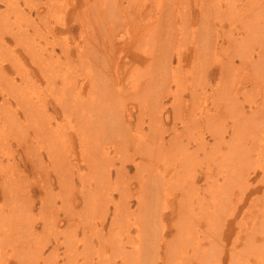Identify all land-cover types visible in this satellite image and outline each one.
Returning a JSON list of instances; mask_svg holds the SVG:
<instances>
[{"label":"rangeland","instance_id":"obj_1","mask_svg":"<svg viewBox=\"0 0 264 264\" xmlns=\"http://www.w3.org/2000/svg\"><path fill=\"white\" fill-rule=\"evenodd\" d=\"M37 1L38 0H13V1L10 0L9 4L2 2L1 3L2 5L0 4V8H1L0 11L2 12V14H0V22L2 24H7V20L10 18L8 23L12 22L11 24L16 25L15 24V21H16V23H18V25L22 29H25L28 26L27 29H28L29 35H31L30 31H33V29H35L36 25L39 26V27H36L37 32L35 31V33L37 34L40 31V29H42V31H41L42 34H40V36L42 35L43 38H41L40 36L36 37V36L31 35L32 39H33V37H35L33 40H36L35 44H38V47H40L39 46L40 42H41V45H42V43L45 44L44 47H50L52 44L55 45L57 43H63L65 41H67V39H68L69 41H73V43H74V41L79 42L80 48H83L81 46H84L83 44L85 41L93 40V34H90V38L88 40H85L84 38L79 36L80 27H81L83 21H85L84 23H88V22L89 23H88V25L84 24L83 27L85 28L88 26V30H90V31H92L93 28H95V27L99 28L98 26H100V28L99 29L96 28V30H98V31L102 30L101 32H104L103 33L104 38H105V35L107 33H109L111 30L112 31L114 30L115 33L112 31L110 32L113 36H109V37H110V39L112 38V44L116 43L121 48L124 46V44H127V45L129 44L133 48H136L137 46H141V43L143 45V43H145L146 40H141L142 37L140 39V35H143V33H144L143 30H140V29H142V28L145 29L144 27H146V28L148 27V29L150 31H152V34L153 33L156 34L155 33L156 31H160V35L159 36L156 35V37H157L156 40L158 42H159V38H161V39L164 38V40H165V36H169L170 40L176 39L175 40L176 42H173L174 45H177V43L180 46L182 45L181 47H183L185 51L186 50L189 51V53H193V48L195 46H197V47H199L200 45L203 46V44L206 43L205 41H208L210 39L222 40L223 35L226 36L225 38H229L231 35V31L233 30L232 34L234 36H240V37H238L239 40L235 43V47L234 48H232V47L228 48L227 47L229 45L228 41H230V39L229 40L224 39V41L222 40L221 44H222V42H224V45H226L225 47H227V48H224L222 50L221 49L222 46L220 44V46H218L217 50L215 51V54H211L212 57L211 56L207 57V58H209V60L206 62V64L209 62L207 65L208 67L210 65L212 66V64H215L214 61L216 58L217 59L223 58V59L227 60L228 55L226 53L228 52V50L238 51V53L234 56V58L237 60L236 64H239L240 63L239 57L241 56L240 52L242 50H245V49L249 50V48H250L249 46H251L250 52L252 53V55L255 53L254 58L255 57L258 58L259 56H262V58H264L262 55V53L264 52V35H263L264 31L262 32L263 34H261L260 38L257 37L258 40H257L255 34H253L251 37L252 33L247 38L242 37V35L245 36V34L247 33V32H244L245 27L248 28V26H249L248 24L254 23V21L259 20L258 21L259 25H262L261 28L264 30V13L262 11L264 9V4H263L264 2L261 3L258 0L257 1H255V0H222L221 3L207 1L206 4L208 3L209 5L205 4V5H203L204 6L203 8H202L201 2L199 0H197L199 3H196L194 0H192V1L191 0H179L178 5H175V7L174 6L169 7V3H170L169 0H168L167 4H166V0H163V1L161 0L159 2L157 0H154V1L153 0H151V1L150 0H147V1L146 0H122V2H121V0H120V4L122 7H124V6L126 7L128 5V1L132 2V4L128 8L127 7L125 8L126 10L125 9L122 10L121 8H119L120 5L117 6V5L113 4V2L110 4V2L106 1V4H103V5H105L104 9L100 10L96 6H94V2H93L94 0H91V2H89L90 6L93 5L91 7L86 6L87 5L86 3H84L80 0H77L79 3L84 4L82 7L83 10L81 9V11H84V12H82L83 14H79L78 13L79 10H78V12H76V14H78V15H74L75 13H72L71 10H66L65 8H63L60 5H53V6L48 7V5L46 6V4H42L41 2L39 3L40 0L38 2ZM42 1H45V0H42ZM54 1H56V0H52L51 3H53ZM113 1H115V0H113ZM10 3H12L13 5L15 4V5L14 6L10 5ZM215 3H217V4L215 5ZM190 5H191V7H190ZM197 5L198 6L201 5V6L198 7ZM37 6L39 7V10H43V12H42L43 14H41L42 15L41 17L46 18V19L48 17V20L50 19L49 20L50 23L39 24L42 22L43 19L41 17L37 16V11H36ZM216 6H218V8H219L218 10H217V8H215ZM31 7H32V9H31ZM55 7H56V9H55ZM93 7H96V8L93 9ZM85 8L86 9L88 8L87 10L90 9L89 12L87 10H84ZM172 8H175V9L173 10ZM205 8H206V11H205ZM207 8L210 10L212 9V12L210 10H207ZM57 9H58V11H55L54 13H52L53 10H57ZM46 10L49 11V13H46L47 12ZM59 10H61L60 15H59ZM104 10H106V11H104ZM202 10H203V12H202ZM260 10L262 12H260ZM50 11H51V13H50ZM187 11H189V13ZM216 11L218 12V14L216 13ZM103 12H104V14H103ZM19 13H20V15H19ZM16 14H18V16ZM49 14H51L52 16H50ZM45 15H48V16L46 17ZM95 15L97 17H95ZM101 15H105L104 20H103V16H101ZM161 16L162 17L164 16L163 17L164 20L161 19ZM165 16H167V18H165ZM174 17H176L177 22L174 20L175 19ZM183 17H184V19H183ZM203 17H204V19H203ZM26 18H28L29 20ZM76 18H78V19H76ZM208 18H211L212 20L208 19ZM220 18L222 20L223 19L224 20L220 21ZM14 19H16V20H14ZM18 19H20L21 21ZM33 19L35 21H33ZM40 19H42V20H40ZM82 19H85V20L81 21ZM205 19H207V20H205ZM17 20H18V22H17ZM62 20H65V22L66 21L70 22V23L72 22L74 26L70 29H67L66 30L67 32H64V33H60L58 31V34H52V32H50L49 30L46 31V29H48L47 26L50 24L53 26H57L56 29H60L59 25H61ZM209 20H211V21H209ZM4 21H6V22H4ZM57 21H60V23H58ZM203 21H205V22H203ZM158 22H161V24H159L157 26ZM172 23H174V24H172ZM2 24H0V30L2 29L0 32L5 31L4 26L10 27L9 25L8 26L7 25L2 26ZM256 25H257V23H254L251 26V28H253L255 26L253 28V32L255 30H258V27ZM156 26L158 28L154 29ZM162 26H164V28H162ZM179 27H181V28H179ZM204 27H205V29H204ZM160 28H161V30H160ZM177 29H178L179 33H178V31H176ZM215 29H217V30H215ZM98 31H97V34H96L94 40H96L99 37ZM131 32H133V33H131ZM91 33H93V31ZM130 33L132 34V36ZM135 34H136V36H135ZM137 34H138L139 38H136ZM162 34H163V36H162ZM203 34H207V35H203ZM213 34H215V35H213ZM71 36H72V38H71ZM120 36H121V39H119ZM203 36L204 37L206 36L205 41L203 40V39H205ZM60 37H62L63 39H61ZM66 37H67V39H66ZM47 38H48L49 42L46 41ZM132 39H135V40H132ZM137 39H139V40H137ZM6 40L10 44L6 43V47L5 46L1 47V50H3L2 52L6 51V53H7L11 49L10 47H15V44H11L14 42V40L10 36L6 37ZM33 40L32 41L30 40V41L33 42ZM104 40L105 39H102L99 41L97 40L96 42L103 43ZM25 43L26 42L23 41L24 45H25ZM46 43H47V45H46ZM156 45H155L154 49L158 47V44H156ZM35 46H37V45H35ZM174 49L176 50V48H174ZM174 49H173V51H175ZM57 50H58V52H60L59 47H57ZM20 51L21 52L23 51L22 47H21ZM201 51L202 52L204 51L203 57H205V56H207V54H209L208 51H205V49L201 50ZM211 52H213V51H211ZM238 55H239V57H238ZM72 56H73V53H72ZM22 57L26 63V64L24 63L26 66L25 68H27L30 71L33 70L32 71L33 78L36 77L38 79V81L32 82V88H34V86H35L34 93L32 95L34 96L35 99L39 98L37 100H40L41 103H43L45 105L46 109L49 110V114L52 117V118L50 117V123H52L53 126H65V128L66 127L68 128L67 129L68 132L73 134V130H71V129H72L73 124L77 121V119L75 118L74 114L72 116H69V117L65 116L64 112H61L63 107H61V105H60V104H62L60 101L67 99V98H69L68 100H70V95H69V97L65 96V95L63 96V93L60 91L61 88L59 89V87H51V86L49 87V83L42 76L43 74L40 71L38 64H37V66H35V64L31 60H29L26 55H23ZM229 58H230V55H229ZM229 58H228V60H230ZM60 60H61L60 62L56 61L53 64V67L49 68V69H54L56 71V74L53 75L54 78H52V80L56 79L55 81H58V83L60 84L61 81L66 80V78L68 80H70L72 75L78 76L79 79L81 80V82L83 79H86V80L89 79L90 76L88 75V73L83 71L86 68L78 67L80 65V63H78L76 65V67L73 65L74 64L73 62H75L76 60L72 62L73 64L71 62H68V58L65 59L64 57H61ZM211 61H213V62H211ZM57 64H58V66H57ZM54 65H55L56 69L54 68ZM69 65H72V66H69ZM152 65L153 64L150 63L149 66H152ZM193 65H197V66L201 65V63L198 61V58L195 59V62ZM10 67H11V70H9V71H10L12 76H8V77L12 78V79L14 78L15 83L13 85H10L9 87H7L8 90H9V88H11L9 91L13 90L15 87H16V89L18 87L20 88L23 84H25V82L22 81V80H24L23 79V74H24L23 71L24 70L21 68V66L20 67L17 66V67H19L17 69L15 66H14L15 68L12 66H10ZM119 67H120V70L124 74H126V76L124 75L121 77L122 79L119 78V75H120L119 73H117V74L107 73L108 75L107 76L104 75V76H106L108 81L112 80L113 83H115V80H116V83L114 84L116 86V88L118 89V91L116 93V95H118V96H116V100L118 101L117 106H116V112H119V111L122 112L126 107H127L128 112L131 111V113H130L131 115L129 114V117H127V119L125 118L126 121L123 120L121 125L123 126L124 124L129 123V124H131L130 127L132 129L129 132L127 131L126 137L128 139H126L125 137L123 138L124 140L122 139V140H118V141H115L114 139H109V140H114V141H111V143H110V141H108V142L106 141V144H104V146H111L112 147V151H110L111 153H109V155L111 157L110 159L113 162V165L111 167H109L110 171H111L110 174L107 172L108 176L105 175L107 167H102L98 170L97 165L91 164V162L93 160L92 157L89 156L90 158H88L87 154L82 155L80 153L79 148H78L79 147L78 146L79 140L75 137L76 133H74V137L76 138L73 141V142H76L74 144L75 149L73 148V150H72L74 160L72 161L71 164H65V166L68 165L69 168H67L63 165L64 169H70V171H69L70 173L68 171H65V175H67L66 172H68V175L66 176V178L62 179L59 177L57 178V172L55 173V172L51 171L53 177L51 176L50 177L51 179L46 178V181L47 180L51 181V186H49V184L47 183L48 186L45 187L46 190H44V191L48 192V194L46 196L44 194L43 195L40 194V193H43L42 192L43 190L40 189L38 184L34 183L33 187H35V188L32 191V195L34 197L32 196V198H31V200L34 203V207H33L32 211L29 210L28 212H29V217L34 216L35 218L33 217L32 218L33 220L31 218L30 219L26 218L28 220V222H24L26 220L25 219L26 216L18 217L20 219L17 218V221L20 222L21 225H25L26 231L25 230H12L15 228V225L13 223H7L6 221H4V225L6 226V230H3V229H5L4 225H2V227H4V228L0 229V240H1V242H0V254H2V252H3V254L0 255V260H1L0 264H5V263H7V264H30L31 262H32L31 264H45L46 262H48L47 264H49V263L50 264H66V263L67 264H71V263L72 264H91L90 262H92V261L94 264H113L114 260L117 261L118 264H122L120 262H122L123 259L121 260V258L123 256H126L127 253H134L136 251H137V255L135 254L136 259L135 260L133 259L132 261L127 262L126 264H143L139 261V258L141 260H144L146 262L145 264H202V263L204 264V263H206L207 258H208V257L204 256V253H205V255H207V253L205 251H213V250L215 251V255L218 254V256H216V259L213 256H212V258L211 257L208 258V261H210L212 264L214 262H215L214 264H228L230 261V259H229L230 255L229 254H234V253L239 258V259H237V258L233 259L234 264H240V263L246 264L247 261H248L247 264H262V263L264 264V259L263 258L261 259L262 255L257 254V252H259L258 247L262 248L261 250H264L263 249L264 248V242H263L264 241V187L260 186L263 184L259 183V180L262 178V174L264 172V167H262V166H264V156L262 155V154H264V153H262V151H264V120L261 121L262 119H264V110H262L264 108V85L262 84L264 81V72L260 73V74L255 73V75H254V73L252 74V73H249L248 71H245V70L237 71L238 73L227 70L225 73H222V74L219 71H216V73H214L213 75L212 74L208 75L206 73L207 72L206 69H203V70L200 69L201 71L199 69H196V71H198L200 73L195 72V68H191V64L188 66V68L183 66V65L180 66L177 58H175L174 59L175 71L172 74L171 73L168 74V76H169L168 79L171 81L170 86H172L173 90L178 89L177 92L179 94L176 95V99H174V97H168V99H166L165 103H162V105L157 106V103L154 104V102H157V101H155V99L153 98L154 93H156V91L151 90V92H152L151 97L147 98L148 94L145 91L142 92L137 87L136 88L134 87L135 86L134 79L141 81L138 78V76L140 75L141 72L143 74L142 77L146 78L149 75V71L143 73V70L146 68V65L143 62H140L137 59H134V60L128 61V62L122 61L120 63ZM59 68H61V69H59ZM62 69L65 72L61 71ZM19 70H21V71H19ZM16 72H18V73H16ZM150 72H151V70H150ZM228 72H230V74ZM239 72H240V74H239ZM59 73H60V76H59ZM64 73H66V74H64ZM196 73H198L199 75H204V76H201L203 78L200 79V81H199V79H197L198 83H197V80L193 83L192 81H193L194 76H196ZM57 74H58V76H57ZM130 74L134 75L135 78H134V76H131ZM67 75H68V77H66ZM224 75L226 76V79L224 78L225 77ZM232 76L234 77V79H232L233 78ZM62 77L64 78L63 80H62ZM201 77L199 76V78H201ZM21 82H24V83L22 84ZM231 82H233V83H231ZM70 83H71V81H70ZM230 83L233 85L232 86L234 88L233 90H231L232 87H230L231 86ZM33 84H34V86H33ZM88 86H89V84L87 85L86 89L88 88ZM245 87H246V89H245ZM228 88L230 89L229 93H228V90H229ZM86 89H85V91H86ZM35 90L36 91L38 90L37 93H35ZM224 90H227V92ZM32 91H33V89H32ZM43 91L45 94L42 93ZM49 91H51V93H49ZM85 91H84V93H85ZM199 91H201V92L198 93ZM244 91H245V93H244ZM201 93L202 94L205 93V94H203V96H202V95H200ZM251 93L252 94L254 93V94L252 95ZM59 94H61L62 97H59V96H61ZM191 94L193 95V97L195 99L192 97ZM178 95H180V96L178 97ZM220 95H221V98H220ZM245 96H247V97H245ZM180 97H181V99L179 100ZM61 98H63V99H61ZM193 99L195 101L192 102ZM1 100L3 101V97H1V94H0V101ZM139 101L142 102L141 105H140ZM143 102H147L145 107H143V104H144ZM180 102H182V103H180ZM158 104H159V102H158ZM176 104H179L178 106L184 105V110H183L182 115L179 114L177 112V110H175L176 112L173 111ZM194 104H195V106H194ZM256 104L260 105L259 111L261 110V112H258V115L255 114L254 112L250 111L251 109H256V106H255ZM15 105L16 104H14V106ZM149 105H151L152 108ZM173 105H174V107H173ZM14 106H12L11 108H14ZM123 106H125V108H123ZM157 107H159L160 109ZM165 107H167L166 110H168V111H164V114H163L161 109L165 108ZM198 107H199V109H198ZM140 108L144 110L145 114L147 113L148 119L146 121L141 120L142 117L139 115V112H138ZM196 108H197V110L202 111L203 116L205 114L207 115L209 111L211 113L213 112L215 115V116L214 115L210 116V117H212L213 122L208 117H205L206 119H204L202 121V122H204L207 120V122L204 123V126H206L207 130L212 129V133H210V132L204 133V140L206 139L205 141H208L209 143H213V145L215 147V149L213 150L214 153L208 151V155H207V151H204L202 149L203 146L200 145V142H202L203 140H200V141L195 140L196 136L194 134H191V136H189V137H191V139H193V140H191L192 142L189 145L190 147H189L188 151L190 153L184 152L182 149L178 148V146L177 147L175 146V144L177 142V138H178L177 136H179V134L177 135L176 132H178V130L180 131L182 128V122L177 123L176 117H178V116L183 117V118L190 117L191 116L190 113H192L193 110H195ZM205 109L208 112H206V113L203 112ZM16 111L17 110H15L14 112H16ZM51 112L53 114H51ZM261 113H263V114H261ZM234 114L235 115L238 114V115H236L237 117L234 116ZM246 114H248V115H246ZM250 114H252L253 119L251 118ZM153 115H154V117H152L153 118L152 122L154 125H152V122L149 124V122H150L149 117L153 116ZM161 115H163V117ZM167 115L170 116L169 120H167V118H166ZM244 115H246V117L250 116L249 118L245 117V119L248 121V123H250V120H252L251 124L254 126L257 125L256 126L257 128L260 125L261 127L259 126L258 129L259 130L261 129V130L259 131L260 132L259 135L257 134L258 129L256 131L252 132V139L241 141L240 142L241 145H239V147H238V144H237V146H235V143H234V145L232 143V142H235V140H233V137H232L233 136L232 127H237L238 124L241 123L242 120H244L243 119ZM127 116H128V113H127ZM159 117H161V118L159 119ZM156 119L160 120L159 122H157V124H155ZM255 119H256V121H255ZM234 121H235V123H234ZM65 122L67 124H65ZM20 123L21 124L23 123L22 125L21 124L20 125L23 128H25V131L28 132L27 134H29L30 132L32 133V136H30V135L27 136L28 139H26V144H24V145H26V151H28V153H30V151L32 153H35L33 155H37L40 153H42L44 155L45 166L41 165L43 163L38 162L37 163V172L44 167L49 168L51 166L49 169H53L52 167L55 165L52 162H50V158H49L48 154H46L47 153L46 148H48V147L45 144H47V141H43L41 139L37 140V138L35 139V137H34L35 134H34V131L32 128L33 125L30 124L27 120H25L23 118V120ZM206 123H207V125H206ZM27 124H28V126H27ZM58 124H60V125H58ZM208 124H211V125H208ZM155 125L156 126L161 125L162 126V127L160 126L161 129L162 128L164 129V130L160 129L162 135L159 134L161 137L163 136L162 138L164 140L162 138H160L161 139L160 141L163 142L164 145H162L163 143H159L160 141L157 142L158 143V145H157V143L155 141H152V139H150V137H149V132L150 133L153 132V127ZM165 125H166V127H165ZM175 125H177V127L179 129L178 130H171L170 128L172 127V129H173V126H175ZM215 125H216V127H215ZM26 127H30V129L27 130L28 128H26ZM207 127H210V128L208 129ZM166 129H168L169 131ZM215 129H217L219 132L218 134L220 136H218V137H221L223 139V141L221 142L222 145L221 144L220 145L214 144V142L216 141V138L214 137ZM20 131H22V130H20ZM164 131H166V132H164ZM17 132L18 131L16 130V128H9L8 129V134H10L9 138H11L12 142L14 143L11 150L13 149V147L17 146V144L13 140V138H14L13 135ZM142 135L143 136L148 135V136L146 137V139H144V137H143V138H141L142 140H140V137ZM170 137L173 140L175 139V141L172 140V142H171ZM223 137H225V138H223ZM187 138H188L187 135L182 137L183 140L186 139V141H185L186 143L188 141ZM135 139H137V143L134 145ZM120 141H122V142H120ZM168 141H169V143L172 144V147H170L171 144H170V146L167 147L166 143ZM148 142H150V143H148ZM247 142H249V143H247ZM119 143L122 144V147ZM236 143H238L237 140H236ZM137 144L139 145L138 147H136ZM142 144H143V146H142ZM154 144L157 145L158 147L159 146L165 147V145H166V147L161 149L159 152V153L162 152V154L155 152L157 146H155ZM115 145L117 147H115ZM199 145H200V147H199ZM246 145H247V147H245V148H249V149L243 148ZM196 146H198V147H196ZM118 147H120V149ZM236 147H238V148H236ZM33 148L36 151L35 150L33 151ZM147 148H148V151L151 153L146 152ZM18 149H19L20 153H22L23 161L25 162L26 155L24 154L22 149H20L18 147L15 150H18ZM134 149H136L137 151ZM195 149H196V151H195ZM200 149H202V151ZM240 149H242V151H249L250 150L251 154L248 155V154L243 152L245 154V156H243L241 154ZM59 150L63 151L64 147L62 149H59ZM2 151H3V149L1 147V140H0V154L3 156V158L6 162L7 159L11 156L12 152L1 153ZM199 151H201V152L199 153ZM95 152L97 154H99L96 150H95ZM233 152L235 154H233ZM140 153H143V155ZM144 153H146V155ZM195 153L196 154L198 153V155H196ZM188 154H189V156H188ZM259 154H261V155H259ZM154 155H156V156H154ZM209 155L211 157H209ZM212 155H214L215 157L214 156L212 157ZM222 155L223 156L227 155L228 157H226V156L223 157ZM183 156L184 157L188 156V158L189 159L191 158L192 160L195 157L196 161H193V162H197V160H198V163H195V165H194V163H192V166L194 165L192 167V169L190 168L191 169L190 171H192V172H190L188 170L189 167H191L190 166L191 162L188 161V158H187V161L185 163V166H186L187 162H189L187 164L186 168H185V166L184 167L181 166L184 168L183 169L184 171L186 170L185 173H187V171H189V173L196 172V174L198 175L197 181H194L192 177L187 179V177H189L190 174L188 173V176H186L187 174H183L184 173L183 170L181 169V167H179V162H181L183 160ZM250 156L252 157L251 159H249ZM202 157H204V158H202ZM28 158H29V156H28ZM83 158L85 161H83ZM147 158H149L148 161H147ZM176 158L178 159V161H176ZM220 158H222V159H220ZM262 158H263V160H262ZM150 159H151V161H150ZM55 160H58V159L56 158ZM144 160H145V162L147 161V163H145ZM202 160H204V161L201 162ZM88 161L90 162L91 166H89ZM157 161H159V162H157ZM173 161H175L176 162L175 165H178V167H179L178 172L180 170L179 175L181 177L179 175L177 176L180 178L179 180H177L178 179L177 177L171 178V177L167 176L168 171L166 170V167L171 162L173 163ZM247 161H248V165H246ZM24 162H22L23 163L22 167H25L27 169L28 174L30 175V177H32V181L35 182V179H37V176H39V175L37 173H34L32 168H31V166L34 164L33 160H30V158H29L28 162H25V163ZM244 162H246V164L245 165L243 164L244 165L243 166L242 163H244ZM151 163H152V165H149ZM258 163H261V164H258ZM237 165L243 166L246 169L252 168L251 172L253 170H255V168H261V169L258 171L259 173H255V175L252 172L251 176H253V181H254L253 183H252V181L247 180V174H246V176H244L245 172L243 175H240L241 176L240 177V176H238L239 172H237V170H236V172H234L232 175L233 176L232 181H234L232 183L234 185L232 189L229 188V190L227 189L228 191H226V189L223 188L224 192L222 190L220 192L219 191L220 189H218L217 191L216 190L214 191L212 184H215V182H216V184H215L216 186L217 185H223L224 184V178H223L222 174L226 175L227 174L226 171H229L228 173L230 174L231 171L233 170L232 168H234V169L237 168ZM249 166H251V167H249ZM187 167H188V169H187ZM209 167H210V169H209ZM56 168L58 169V167H56ZM148 168L149 169L154 168V170L148 171L149 170ZM94 169H96L97 172H100V173H98V175L95 172L94 173H87L88 171H91V170L93 171ZM121 169H123V170H121ZM207 169H208V171H211V170L214 171V172L211 171L212 174H210L208 176V178H206V174L204 173V172H208V171H206ZM241 169H243V168H241ZM155 170H157V172L159 171L158 173H161V174L157 175L158 173L154 172L155 173V175H154V173L152 171H155ZM219 170H222V172H221V174L219 173L217 175L216 173ZM81 171H82V173H81ZM139 172H140V174H139ZM4 173H5L4 167L0 166V176H2ZM240 173H241V171H240ZM137 175H139V176L137 177ZM82 176H83V178H82ZM106 176L109 177L110 179L107 178ZM148 176L152 177L153 179L149 178ZM235 176L237 177L236 179H235ZM99 177H101L100 182H102V183H100L98 185L100 187L95 188V190L98 189V192L101 190L100 194L103 193L102 197L104 196L105 192L109 191L108 194H106V195L112 194L111 198H113V200L115 199L114 203L118 202L119 208L117 209L118 206H116L113 202H107L106 201V202H103L101 204H96V206L102 207L100 210L101 214L99 216H97L99 218H96V220H95L96 222H94L95 224L93 225L94 227L92 226L90 228L84 229V227L82 225H80L81 218L85 217V214H87V212L84 210V200L83 199H84V197L87 199H89V198L93 199V196L92 195L86 196V192H87L86 190L87 189L84 188L83 186L84 185L88 186L90 184H94V185L97 184L98 181L100 180V179H98ZM181 178L187 179V180H184V182H183L181 180ZM125 179H126V181H125ZM149 179H151L152 182ZM155 180L157 181V183L155 182ZM105 181H107L108 183ZM178 181H180L181 183L183 182V184L180 185V187L177 185V184H179ZM185 181H187L188 183L187 182L185 183ZM20 182L22 184H26L25 186H28L26 181H20ZM59 182H61V183L59 184ZM62 182H64V183L62 184ZM121 182H124V184ZM195 182H196V184H195ZM208 182L210 184H208ZM106 184L108 185L107 187L105 186ZM115 184L117 185V187ZM142 184H144L145 186H143ZM153 184H154L155 188H154V186H150ZM254 184L258 185V190L256 188V190H253V193H250L248 188L253 189ZM103 185L105 186V188L103 187ZM109 185H111L110 190H107ZM126 185H127V188H126ZM191 185L193 187L195 185V187L192 189V190H194L196 188L195 191L190 190ZM112 186H114L115 188ZM149 186H150V188H149ZM174 186H175V188L177 187L178 190H177V188L175 190H173ZM122 187H124V188H122ZM189 187H190V189H188ZM2 188H3V184H0V191H2L1 190ZM82 188H84V189H82ZM119 188H122V190L120 191ZM211 189H213V191L216 193V195L213 198L211 197ZM171 190L173 193L171 192ZM188 190H190L193 193L189 192ZM6 192H8V193H6V194H8V195H6L7 198L3 199L1 197L0 198L1 199L0 204L3 205V204H5V202L8 203L9 206H8V204H6L8 206L7 208H9V207L12 208L13 204L15 206L16 205L17 206L22 205L21 200H19L18 202H12V201L8 202L10 200L14 201V199L8 198V196L11 195L10 194L11 192H9V189H6ZM166 192L167 193L170 192L171 194L169 195V193L167 194ZM185 192L190 193L192 199H194V203L196 204V210L195 211H196V215H198V217L196 216V218H194L195 220L193 218H189V215L184 214L181 211V209H182L181 207L183 205L180 204L179 199L182 198L184 196V194H186ZM218 192H220V193H218ZM126 193H128V194H126ZM142 194H144V195H142ZM65 195H66V198L70 197V196L72 198H75L76 196L77 197L75 198V200L73 202L71 201L72 203L69 204V202L67 203L68 199L65 198ZM121 195H124L123 196L124 198L123 197L122 198L126 199V200H122ZM131 195H132V197H131ZM240 195H241V197H240ZM42 196L48 197V199L50 201H52V203L50 202L51 203L50 205L46 206L47 208L44 207L42 204L44 202V200L46 201L47 199L42 198ZM168 196H169V198H168ZM242 196H243V200H242ZM145 197H147V198H145ZM226 197H228L229 199L228 198L226 199ZM54 198H57V199H54ZM160 198H162L164 200H162V199L160 200ZM204 198H207V200L206 199L204 200ZM224 198L226 199V201ZM152 199H155V202H154L155 205L158 204L161 206V207L159 206L160 207V214H157V215H161V212L163 213L162 215H164L163 216L164 219L162 222L157 217H155L153 214H151V210H153V208H152L153 200ZM200 199H202L201 200L202 203H201ZM96 200H98V199H96ZM149 200H150L151 204L145 205V204H147V202ZM140 201L141 202L143 201V202L141 203ZM158 201L160 203H158ZM121 202H122V204H121ZM220 202H222L223 207L218 212L216 211L217 212L216 215L214 214L215 217H214V215L210 214V216L212 215L211 217L206 216L203 218V216H202V218H201L202 209L200 208L201 207L200 205H202L206 209V211H211L212 209H215L217 207V205H216L217 203L219 205H221ZM11 203H13V204H11ZM10 204H11V206H10ZM128 204H130V205L127 207ZM140 205L146 206L145 209H146L147 213L144 216L151 221V225H152L151 227L154 229V230L153 229L150 230V232L152 234L150 238H148L149 233L141 234L140 231L138 230V228L136 227L139 220H140L141 208L143 207V206L139 207ZM180 205H181V207H178ZM68 207H70L71 209ZM120 207H121V209H123L124 214L120 210ZM232 207H233V209H232ZM98 208L100 209V207H97V209H96L97 212H98ZM13 210L15 211V214L16 213L18 214V212L21 211L18 208L16 209V207H14ZM76 210H78V211L76 212ZM262 210H263V212H262ZM42 211H44V212H42ZM67 211H69V213ZM251 211H253V212H251ZM26 212L27 211H25V213ZM257 213H258V215H257ZM42 215H44L43 218H41ZM95 215H98V214H95ZM39 216H41V217H39ZM104 216H107V217L104 218ZM125 216H127V217H125ZM116 217H117V219H121L122 222L120 220H119V222H121V223H119V224L113 222L114 219H116ZM122 217H125V220ZM102 218H104V219H102ZM39 219H41V220L39 221ZM44 219H46V220H44ZM57 219H58V221H57ZM21 221H23L24 223ZM31 221L33 223H31ZM34 221H36L35 224H34ZM49 222H51V223H49ZM1 223L3 224V221ZM1 223H0V226H1ZM45 223H46V225H45ZM165 223H166V225H165ZM254 223H255V225H253ZM68 224L71 226L70 228L73 229V227H74V230H76V231L72 230L73 231L72 234L77 236V237L71 238L72 240L66 237V235L69 234L68 231L70 230V228L68 229ZM228 224H229V226L226 227V225H228ZM50 225H52V226H50ZM115 225H116V227H115ZM123 225H124V227H123ZM58 226L60 227L61 230L59 229ZM239 226H240V228H239ZM11 227H13V228L11 229ZM121 227L124 230L121 229ZM48 228H50V229H48ZM27 229H29V230H27ZM58 229L60 230L61 233L58 232L59 231ZM110 229L113 231V233L115 232L113 234V239L115 238L117 241L119 240V242H118L119 245H117V246L115 245V246L111 247L110 237H112V236L107 235V234H109ZM246 229H247V231H246ZM85 230L87 231V233L94 235V236H92L93 240H91V236L88 238L89 240L88 239H87V241H86V239L83 240V235H84ZM238 230H239V232H238ZM5 231H6V235L8 234L7 232H9V234L12 233L10 235V236L13 235L12 238L9 235L7 236V238L10 237L11 239L10 238L6 239V235H4ZM18 231H20V234L17 235L16 233ZM31 232L33 235L30 234ZM98 232L99 233L103 232V235H105L107 237L110 236V237L108 239H105V240H103V239L99 240L97 238V236L95 235V234H99ZM27 233H28V236H27ZM206 233L211 237H209ZM29 234L32 237H34V235H35L36 238L35 237H34L35 239L31 238L29 236ZM197 234H199V235H197ZM205 234L208 237V239L205 238L206 237ZM261 235H263V236H261ZM43 236L45 237V239ZM54 236H56V237H54ZM114 236H116V237H114ZM214 236L215 237L218 236L217 241H216V239L214 240V238H215ZM219 236H220V238H219ZM14 237H16V238H14ZM26 237H28V238H26ZM199 237H202V238H199ZM196 238H197V240H196ZM17 239H19L21 241H19ZM26 239L27 240L29 239L28 240L29 242ZM2 240L4 241V244L6 242L7 243L4 245ZM6 240H9V241H6ZM11 240H14V241H11ZM75 240L77 241L76 242L77 244L75 243ZM125 241L127 243L126 245H125ZM133 241H134V243H133ZM247 241H249L252 245ZM212 242L213 243L216 242L214 245L215 249H213L214 247L211 244ZM252 242L255 244L254 246H253ZM260 242L263 244L262 246L259 244ZM12 243L15 246L12 245ZM25 243H28V244L25 245ZM247 244H249V245H247ZM256 244H257V246H256ZM88 245L89 246L91 245V247H88ZM211 245H212V248H210ZM18 246H19V248L21 247L20 248L21 250L19 248L17 249ZM56 246L57 247L59 246V247L57 248ZM33 247H34V249L36 248L35 250L38 251V252L36 251L37 254L35 252H34V254L32 253ZM132 247H133V249H132ZM242 247H243V249H242ZM22 248H24V249H22ZM116 248H119V250H117ZM120 248H124V249H120ZM195 248H197V250ZM25 249L27 251L28 250L29 251L26 252ZM208 249H211V250H208ZM54 250L56 253L54 252ZM92 250L95 253H93ZM104 250H105V252H104ZM121 250H124V251H121ZM252 250H254V251H252ZM40 251H42V252H40ZM112 251H114V252H112ZM119 251H121V252H119ZM195 251L198 253H195ZM5 253H6V255H5ZM58 253L60 256H58ZM241 253H244V255ZM8 254H10L9 256L12 258L9 260H6L5 257H7ZM104 254L107 256H105ZM200 254H201V256H200ZM227 254H228V256H227ZM3 255H5V256H3ZM102 255L104 256V258L102 257ZM224 255H225V261L223 262ZM31 256L32 257L34 256L35 258L34 257L32 258ZM86 256H87V259H86ZM88 256H90L92 259ZM1 258H4V259H1ZM23 258H24V260H23ZM93 258H94V260H93ZM112 258H114V259H112ZM246 258H247V260H246ZM107 259H108V261H107ZM249 259H250V261H249ZM32 260H34L35 263ZM84 260H86V261L89 260V261L87 263H86V261L83 263L82 261H84ZM202 260L204 262H202ZM217 260H218V263H217ZM239 260H241V262ZM260 260H263V262H261ZM74 261H76V262H74Z\"/></svg>","mask_w":264,"mask_h":264},{"label":"bare ground","instance_id":"obj_2","mask_svg":"<svg viewBox=\"0 0 264 264\" xmlns=\"http://www.w3.org/2000/svg\"><path fill=\"white\" fill-rule=\"evenodd\" d=\"M8 0H0V4L2 3V2H4V3H8L9 4V1L7 2ZM13 1V0H12ZM39 1V0H38ZM37 1V2H38ZM80 1H82V2H84V3H86L87 5L86 6H90V4H89V2H91V0H80ZM106 1L107 2H110V4L113 2V4H115V5H120L121 6V4H120V0H115V1H113V0H94L93 2H94V6H96L98 9H104V6L105 5H103V4H106ZM147 1V0H146ZM151 1V0H150ZM154 1V0H153ZM158 2L159 1H161V0H157ZM163 1V0H162ZM192 1V0H191ZM190 1V2H191ZM196 3H199L197 0H194ZM200 2H201V5H202V8L204 7L203 5H205L206 4V2L207 1H209V2H217V3H221V1L222 0H199ZM255 1H257V0H255ZM258 1H260L261 3L262 2H264V0H258ZM36 2V1H35ZM42 3V4H46V6L48 5V7L49 6H53V5H60V6H62L63 8H65L66 10H71L72 11V13H75L74 15H78V14H76V12H78V10H79V14H83L82 12H84V11H81V9H82V7H83V5L84 4H82V3H79L77 0H56V1H54L53 3H51L52 2V0H45V1H42V0H40L39 1V3ZM121 2H122V0H121ZM169 7H175V5H178V3H179V0H169ZM228 2V1H227ZM235 2V1H234ZM251 2V1H250ZM259 2V3H260ZM168 3V0H166V4ZM188 3V2H187ZM217 3H215V5L217 4ZM231 3V2H230ZM238 3V2H237ZM256 3V2H255ZM17 4V3H16ZM109 4V3H108ZM132 4V2L131 1H128V5L126 6L127 8L130 6ZM208 4V3H207ZM206 4V5H207ZM244 4V3H243ZM264 4V3H263ZM2 5V4H1ZM10 5H13L12 3H10ZM15 5V4H14ZM13 5V6H14ZM193 5V4H192ZM200 5V6H201ZM209 5V4H208ZM213 5V4H212ZM12 6V7H13ZM32 6V5H31ZM91 6H93V5H91ZM90 6V7H91ZM119 6V8H121L122 10H124L126 7L124 6V7H120ZM194 6V5H193ZM198 6V5H197ZM200 6H198V7H200ZM253 6V5H252ZM261 6V5H260ZM21 7V6H20ZM33 7V6H32ZM32 7H31V9H32ZM59 7V6H58ZM96 7H93V9L94 8H96ZM178 7V6H177ZM190 7H191V5H190ZM19 8V7H18ZM43 8V7H42ZM60 8V7H59ZM58 8V9H59ZM62 8V9H63ZM210 8V7H209ZM215 8H217V10L219 9L218 8V6H216ZM14 9V8H13ZM49 9V8H48ZM55 9H56V7H55ZM58 9L57 10H53L52 11V13H54L55 11H58ZM61 9V8H60ZM88 9V8H87ZM86 8L84 9V10H87ZM92 9V8H91ZM120 9V10H121ZM173 10L175 9V8H172ZM187 9V8H186ZM200 9V8H199ZM263 9V8H262ZM0 10H1V8H0ZM8 10V9H7ZM35 10V9H34ZM64 10V9H63ZM83 10V9H82ZM90 10V9H89ZM89 10H87L88 12H89ZM115 10V9H114ZM126 10V9H125ZM169 10V9H168ZM207 10H210V9H208L207 8ZM216 10V9H215ZM13 11V10H12ZM22 11V10H21ZM36 11H37V16L38 17H41L42 15L41 14H43L42 12H43V10H39V7L37 6V9H36ZM47 11V10H46ZM60 11L61 10H59V15L61 14L60 13ZM104 11H106V10H104ZM171 11V10H170ZM179 11V10H178ZM184 11V10H183ZM205 11H206V8H205ZM211 12H212V9L210 10ZM263 11V13H264V9L262 10ZM261 10H260V12H262ZM15 12V11H14ZM23 12V11H22ZM96 12V11H95ZM180 12V11H179ZM188 13H189V11H187ZM202 12H203V10H202ZM46 13H49V11H47ZM50 13H51V11H50ZM101 13V12H100ZM99 13V14H100ZM185 13V12H184ZM201 13V12H200ZM199 13V14H200ZM216 13L218 14V12L216 11ZM0 14H2V12L0 11ZM8 14V13H7ZM45 14V13H44ZM58 14V13H57ZM56 14V15H57ZM103 14H104V12H103ZM116 14V13H115ZM183 14V13H182ZM181 14V15H182ZM187 14V13H186ZM205 14V13H204ZM208 14V13H207ZM216 14V15H217ZM6 15V14H5ZM17 16H18V14H16ZM15 15V16H16ZM19 15H20V13H19ZM50 16H52L51 14H49ZM58 15V16H59ZM169 15V14H168ZM175 15V14H174ZM215 15V16H216ZM29 16V15H28ZM46 17L48 16V15H45ZM44 16V17H45ZM86 16V15H85ZM101 16H103V20L105 19V15H101ZM157 16V15H156ZM184 16V15H183ZM191 16V15H190ZM199 16V15H198ZM5 17V16H4ZM95 17H97L96 15H95ZM100 17V16H99ZM164 17V16H163ZM163 17L161 16V19L162 20H164L163 19ZM173 17V16H172ZM187 17V16H186ZM185 17V18H186ZM212 17V16H211ZM218 17V16H217ZM228 17V16H227ZM9 18V17H8ZM17 18V17H16ZM42 18V17H41ZM50 18V17H49ZM65 18V17H64ZM165 18H167V16H165ZM175 18V19H174ZM173 19L176 21V17H174ZM189 18V17H188ZM226 18V17H225ZM10 19V18H9ZM9 19L7 20V24H2L1 22H0V24H2V26L3 25H9L10 27H5L4 26V28H5V31H3V32H0V94H1V97H3V101L1 100L0 101V140H1V147H2V149H3V151L1 152V153H3V152H7V153H9V152H12L11 153V156L7 159V161L5 162V160H4V158H3V156L0 154V166H3L4 167V171H5V173L2 175V176H0V184H3V188L1 189L2 191H0V198L2 197L3 199L4 198H7L6 197V195H8V194H6V193H8V192H6V189H9V192H11L10 194V196H8V198H11V199H14V201L13 200H10V201H8V202H18L19 200H21L22 201V205H20V206H15L13 203H11V204H13V207L12 208H7L8 206H9V204L8 203H6L5 202V204H0V223L3 221V224L1 223V226H0V229L2 228H4L5 227V229H3V230H6V226L4 225V221H6L7 223H13L14 225H15V228L14 229H12L13 227H11V229L12 230H25L26 231V228H25V225H21V223L20 222H18L17 221V218L18 217H23V216H26L25 217V219L26 218H33L34 216H30L29 217V210H33V207H34V203H33V201L31 200V198H32V191H33V189L35 188V187H33L34 186V183H36V184H38V186L40 187V189L41 190H43L42 192L43 193H40V194H44L45 196L48 194V192H45L44 190H46L45 189V187H47L48 185H47V183L49 184V186H51V181L49 180H47L46 181V178H48V179H51L50 177L52 176V172L51 171H53V172H57V178L59 177V178H66V176L68 175V172L70 171V169H64V167H63V165L65 166V164H71L72 163V161L74 160V158H73V148H74V144L76 143V142H73L74 141V139H78L79 140V151H80V153L83 155V154H87L88 155V158H90V157H92L93 158V160H92V162H91V164H95V165H97V167H98V170L100 169V168H102V167H107V170H106V174L105 175H107V172L110 174V168L109 167H111L112 165H113V162H112V160L110 159L111 157H110V155H109V153H111L110 151H112V147L111 146H104V144H106V141L108 142V141H110V143H111V141H118V140H122L124 137L126 138V139H128L127 137H126V134H127V131L129 132V131H131V124H124L123 126L121 125L122 124V122H123V120L124 121H126L125 120V118L127 119V117H129V114L131 113V111L130 112H128L127 111V107L125 108V106H123V108H125L122 112H116V106H117V103H118V101L116 100V96H118V95H116V93H117V91H118V89L116 88V86L114 85L115 83H116V80H115V83H113L112 82V80H110V81H108L107 80V78H106V76L108 75L107 73H111V74H117V73H119L120 75H119V78L120 79H122L121 77L122 76H126V74H124L121 70H120V63L122 62V61H126V62H128V61H132V60H134V59H137L138 61H140V62H143L145 65H146V68L143 70V73L144 72H147V71H149V75L145 78V77H142L143 76V74H142V72L140 73V75L138 76V78L141 80V81H138L137 79H134V81H135V88L137 87L140 91H145L147 94H148V97L147 98H150L151 97V94H152V92H151V90L152 91H156V93H154V99H155V101H157V102H154V104L155 103H157V106L158 105H162V103H165V101H166V99H168V97H174V99H176V95L177 94H179L177 91H178V89H175V90H173V88H172V86H170V84H171V81L168 79L169 78V76H168V74L169 73H173L174 71H175V67H174V59L175 58H177V60H178V63H179V65L180 66H185V67H187L188 68V66L191 64V68H195V72H198V71H196V69H206V73L209 75V74H214V73H216V71H219L221 74L222 73H225L227 70H229V71H232V72H235V73H238L237 71H242V70H245V71H248L249 73H254V75H255V73H263L264 72V58H262V56H259L258 58L257 57H255L254 58V54L252 55V53L250 52V49H251V46H249L250 48H249V50L247 49H245V50H242L241 52H240V54H241V56L239 57V55H238V57H239V61H240V63L239 64H236L237 63V60L234 58V56L238 53V51H234V50H228V52L226 53L227 55H228V58H229V55H230V60H228V58H227V60H225V59H223V58H216L215 59V64H212V66L210 65L209 67L207 66L208 65V63L206 64V62L209 60V58H207L208 56H211V54H215V51L217 50V48H218V46H220V44H221V41L223 40L224 41V39H227V40H229L230 39V41H228V43H229V45L227 46L228 48L229 47H232V48H234L235 47V43L239 40L238 39V37H240V36H234L233 34H232V32H233V30L231 31V35H230V37L229 38H225L226 36H224L223 35V39L222 40H220V39H214V40H212V39H210V40H208V41H205L206 40V36L204 37L205 39H203L206 43H204L203 44V46H199V47H197V46H195L194 48H193V53H189V51H185L184 50V48L183 47H181L178 43H177V45H174L173 44V42H176L175 40L176 39H171L170 40V38H169V36H165V40H164V38H159V42L156 40L157 39V37H156V35L157 36H159L160 35V31H156L155 33L156 34H152V31H150L149 29H148V27L146 28V27H144L145 29H140V30H143V35H140V39H141V37H142V39L141 40H146L145 41V43H143V45H142V43H141V46H135L136 48H133V47H131L129 44L127 45V44H124V46L121 48L118 44H116V43H114V44H112V38L110 39V37L109 36H113L110 32L112 31H110L109 33H107L106 35H105V38H104V35H103V33L104 32H101L100 30L98 31V30H96V28L97 27H95V28H93L92 29V31H93V33H91L92 31H90V30H88V26L87 27H83L84 26V24H87L88 25V23H84L85 21H83V20H85V19H82L81 21H83V23H82V25H81V27H80V30H79V36L80 37H82V38H84L85 40H88L89 38H90V34H93V40H91V41H85L84 42V46H81V47H83V48H80V45H79V42H75L74 41V43H73V41H69L68 39H67V37H66V39H67V41H65V42H63V43H57V44H55V45H51L50 47H44L45 46V44H43L42 43V45H41V42L39 43V46L40 47H38V44H35V42H36V40H33L35 37H33V39H32V37H31V35H33V36H40V34H42V29H40V31L36 34L35 33V31H36V27H39V26H37L36 24V27H35V29H33V31H30V34L31 35H29L28 34V29H27V27L25 28V29H22L19 25H18V23H16V21H15V24L16 25H13V24H11V23H8V21H9ZM26 19H28V18H26ZM43 19V20H42ZM42 19H40V20H42V22L41 23H39V24H46V23H50V19L48 20V17H47V19L46 18H42ZM46 19V20H45ZM76 19H78V18H76ZM88 19V18H87ZM183 19H184V17H183ZM203 19H204V17H203ZM208 19H211V18H208ZM219 19V18H218ZM262 19V18H261ZM13 20V19H12ZM11 20V21H12ZM14 20H16V19H14ZM18 20H20V19H18ZM18 20H17V22H18ZM29 20V19H28ZM205 20H207V19H205ZM212 20V19H211ZM211 20H209V21H211ZM222 19L220 18V21H221ZM224 20V19H223ZM222 20V21H223ZM254 20V19H253ZM21 21V20H20ZM19 21V22H20ZM23 21V20H22ZM33 21H35L34 19H33ZM168 21V20H167ZM166 21V22H167ZM247 21V20H246ZM259 21V20H258ZM258 21H254V23H257V27H258V30H255L254 32H253V28L255 27H253V28H251V26L254 24V23H251V24H248L249 26H248V28L247 27H245V31L244 32H247L246 34H245V36L244 35H242V37H244V38H247L251 33V37H252V35L253 34H255L256 35V38L258 37V38H260L261 37V34H263L264 32V30L261 28L262 27V25H259V22ZM261 21V20H260ZM4 22H6V21H4ZM29 22V21H28ZM58 23H60V21H57ZM63 22V23H62ZM62 22H61V25H59L60 27V29H56V27L57 26H53V25H48L47 26V28L48 29H46V31L47 30H49L50 32H52V34H58V31L60 32V33H64V32H67L66 30L67 29H70V28H72L74 25H73V23L71 22H65V20H62ZM177 22V21H176ZM186 22V21H185ZM184 22V23H185ZM203 22H205V21H203ZM216 22V21H215ZM241 22V21H240ZM253 22V21H252ZM34 23V22H33ZM98 23V22H97ZM183 23V22H182ZM198 23V22H197ZM20 24V23H19ZM159 24H161V22H158V24H157V26L159 25ZM170 24V23H169ZM172 24H174V23H172ZM190 24V23H189ZM247 24V23H246ZM27 25V24H26ZM104 26V25H103ZM155 27L154 29H156V28H158V27ZM247 26V25H246ZM99 28H100V26H98ZM99 28H97V29H99ZM162 28H164V26H162ZM179 28H181V27H179ZM207 28V27H206ZM90 29V28H89ZM169 29V28H168ZM204 29H205V27H204ZM2 30V29H1ZM0 30V31H1ZM73 30V29H72ZM108 30V29H107ZM160 30H161V28H160ZM171 30V29H170ZM213 30V29H212ZM215 30H217V29H215ZM74 31V30H73ZM97 31H98V35H99V37L96 39V40H94V38H95V36H96V34H97ZM138 31V30H137ZM176 31H178V29L176 30ZM200 31V30H199ZM37 32V31H36ZM101 32V33H100ZM112 32H114V30L112 31ZM136 32V31H135ZM134 32V33H135ZM168 32V31H167ZM263 32V33H262ZM115 33V32H114ZM113 33V34H114ZM131 33H133V32H131ZM130 33V34H131ZM142 33V32H141ZM178 33H179V31H178ZM184 33V32H183ZM203 33V32H202ZM239 33V32H238ZM237 33V34H238ZM45 34V33H44ZM43 34V35H44ZM150 34V35H149ZM225 34V33H224ZM235 34V33H234ZM47 35V34H46ZM45 35V36H46ZM181 35V34H180ZM203 35H207V34H203ZM213 35H215V34H213ZM264 35V34H263ZM8 36H10V37H12L13 38V40H14V42L13 43H11V44H15V47H10L11 49L9 50V52H7L6 53V51L5 52H2L3 50H1V47H3V46H5L6 47V43H8V41L6 40V37H8ZM58 36V35H57ZM61 36V35H60ZM131 36H132V34H131ZM135 36H136V34H135ZM162 36H163V34H162ZM179 36V35H178ZM41 38H43V36L41 35L40 36ZM65 37V36H64ZM134 37V36H133ZM213 37V36H212ZM40 38V39H41ZM61 39H63L62 37H60ZM71 38H72V36H71ZM124 38V37H123ZM136 38H139V36H138V34H137V37ZM258 38H257V40H258ZM55 39V38H54ZM102 39H105L104 40V42L103 43H99V42H96L97 40L99 41V40H102ZM119 39H121V36L119 37ZM33 40V42H31V41ZM45 40V39H44ZM56 40V39H55ZM132 40H135V39H132ZM137 40H139V39H137ZM256 40V41H257ZM23 41L24 42H26L25 43V45L23 44ZM46 41H48L49 42V40H48V38H47V40ZM79 41V40H78ZM119 41V40H118ZM260 41V40H259ZM141 42V41H140ZM51 43V42H50ZM8 44H10V43H8ZM7 44V45H8ZM156 44H158V47L157 48H155L154 49V47H155V45ZM35 45H37V46H35ZM46 45H47V43H46ZM172 45V46H171ZM174 45V46H173ZM9 46V45H8ZM122 46V45H121ZM133 46V45H132ZM157 46V45H156ZM221 46H222V50L224 49V48H227V47H225L226 45H224V42H222V44H221ZM21 47L23 48V51L21 52L20 50H21ZM57 47H59V49H60V52H58V50H57ZM174 48H176V50L174 49ZM6 49V48H5ZM20 49V50H19ZM173 49L175 50V51H173ZM205 49V51H208V53L209 54H207V56H205V57H203V55H204V51L202 52L201 50H204ZM211 51H213V52H211ZM77 52V53H76ZM211 52V53H210ZM225 52V51H224ZM72 53H73V56H72ZM206 53V52H205ZM217 53V52H216ZM264 53V52H263ZM262 53V55H263V57H264V54ZM23 55H26L27 57H28V59L29 60H31L34 64H35V66H37V64H38V66H39V69H40V71L42 72V76L47 80V82L49 83V87L51 86V87H59V89L61 88V92L63 93V96L65 95V96H68L69 97V95H70V100H68L69 98H67V99H64V100H62V101H60L62 104H60L61 105V107H63L62 108V110H61V112H64V115L65 116H67V117H69V116H72L73 114H74V116H75V118L77 119V121L73 124V126H72V129L71 130H73V134L72 133H69L68 132V128L66 127L65 128V126H53L52 125V123H50V114H49V110L48 109H46V107H45V105L43 104V103H41V101L40 100H37V99H39V98H34V96L32 95L33 93H34V88H35V86H34V84H33V86H34V88H32V82H34V81H38V79L35 77V78H33V73H32V71H30V70H28L27 68H25L26 66H25V61L23 60ZM22 58H21V57ZM61 57H64L65 59L66 58H68V62H73V61H75V62H73L72 64L76 67V65L78 64V63H80V65L78 66V67H81V68H86L85 70H83V71H85L86 73H88V75L91 77H89V79H83L82 80V82H81V80L79 79V77L78 76H73L69 71V73L72 75V77L70 78V80H68L67 78H66V80H63L64 78V74H66V73H64L63 75V77H62V80L63 81H61V83L59 84L58 83V81H55V80H52V78H54L53 77V75L54 74H56V71L54 70V69H49V68H51V67H53V64L56 62V61H58V62H60L61 60H60V58ZM212 57V56H211ZM198 58V61L201 63V65H193L194 64V62H195V59H197ZM206 59V60H205ZM21 61V62H20ZM21 64H20V63ZM211 62H213V61H211ZM25 63V64H24ZM70 63V64H71ZM150 63L151 64H153L152 66H149L150 65ZM63 64V63H62ZM56 65V64H55ZM55 65H54V68H55ZM10 66H12V67H16V69L17 68H19L20 66H21V68L24 70L23 72H24V74H23V79L24 80H22V81H24L25 82V84H23L24 82H21L23 85L19 88H17L16 89V87L13 89V90H11V91H9L11 88H9V90L7 89V87H9L10 85H13L14 83H15V80H14V78L12 79V78H9L8 76H12L11 75V73H10V71L9 70H11V67ZM17 66H19V67H17ZM57 66H58V64H57ZM69 66H72V65H69ZM14 67V68H15ZM25 68V69H24ZM21 69V70H22ZM56 69V68H55ZM59 69H61V68H59ZM78 69V68H77ZM21 70H19V71H21ZM75 70V69H74ZM150 70H151V72H150ZM61 71H63V72H65L63 69L61 70ZM201 71V70H200ZM113 72V73H112ZM16 73H18V72H16ZM15 73V74H16ZM78 73V72H77ZM198 73H200V72H198ZM198 73H196V76H194V78H193V83L197 80V79H199V81H200V79H202L203 77H201V76H204V75H199ZM229 74H230V72H228ZM227 73V74H228ZM48 74V75H47ZM152 74V75H151ZM220 74V75H221ZM239 74H240V72H239ZM37 75V74H36ZM104 75H106V76H104ZM131 76H134V75H132V74H130ZM198 75V76H197ZM57 76H58V74H57ZM59 76H60V73H59ZM113 76V75H112ZM199 76L201 77V78H199ZM225 76V75H224ZM66 77H68V75L66 76ZM84 77V76H83ZM87 77V76H86ZM142 77V78H141ZM206 77V76H205ZM233 77V76H232ZM19 78V77H18ZM134 78H135V76H134ZM225 79H226V76L224 77ZM22 79V78H21ZM44 79V80H45ZM116 79V78H115ZM118 79V78H117ZM128 79V78H127ZM208 79V78H207ZM228 79V78H227ZM232 79H234V77L232 78ZM40 80V79H39ZM45 80V81H46ZM222 80V79H221ZM245 80V79H244ZM70 81H71V83H70ZM231 81V80H230ZM46 83V82H45ZM197 83H198V80H197ZM196 83V84H197ZM202 83V82H201ZM231 83H233V82H231ZM230 83V84H231ZM8 84V85H7ZM42 84V83H41ZM89 84V86H88V88L86 89V87H87V85ZM263 85H264V81H263V83H262ZM21 85V84H20ZM122 85V84H121ZM229 85V84H228ZM233 85L231 84V86L230 87H232ZM14 87V86H13ZM251 87V86H250ZM37 88V87H36ZM134 88V89H135ZM244 88V87H243ZM258 88V87H257ZM6 89V90H5ZM32 89H33V91H32ZM85 89H86V91H85ZM154 89V90H153ZM229 89V88H228ZM234 88L232 87L231 88V90H233ZM245 89H246V87H245ZM244 89V90H245ZM254 89V88H253ZM39 90V89H38ZM37 90V91H38ZM52 90V89H51ZM257 90V89H256ZM37 91L35 90V93H37ZM84 91H85V93H84ZM180 91V90H179ZM224 91H226L227 92V90H224ZM229 91H230V89L228 90V93H229ZM243 91V90H242ZM248 91V90H247ZM192 92V91H191ZM201 91H199L198 93H200ZM205 92V91H204ZM257 92V91H256ZM42 93H44V91L42 92ZM49 93H51V91H49ZM227 93V94H228ZM244 93H245V91H244ZM243 93V94H244ZM45 94V93H44ZM203 94H205V93H203ZM203 94L201 93L200 95H202L203 96ZM231 94V93H230ZM248 94V93H247ZM246 94V95H247ZM252 94V93H251ZM250 94V95H251ZM254 94V93H253ZM252 94V95H253ZM48 95V94H47ZM54 95V94H53ZM59 95H61V94H59ZM192 95V94H191ZM199 95V96H200ZM225 95V94H224ZM229 95V94H228ZM227 95V96H228ZM58 96V95H57ZM120 96V95H119ZM180 95H178V97H179ZM45 97V96H44ZM43 97V98H44ZM59 97H62V95L61 96H59ZM58 97V98H59ZM192 97H193V95H192ZM245 97H247V96H245ZM253 97V96H252ZM57 98V97H56ZM120 98V97H119ZM194 98V97H193ZM200 98V97H199ZM215 98V97H214ZM213 98V99H214ZM220 98H221V95H220ZM224 98V97H223ZM61 99H63V98H61ZM181 99V97L179 98V100ZM195 99V98H194ZM192 100V102L193 101H195V100ZM226 99V98H225ZM44 100V99H43ZM48 100V99H47ZM212 100V99H211ZM40 101V102H39ZM66 101V102H65ZM174 101V100H173ZM177 101V100H176ZM189 101V100H188ZM199 101V100H198ZM201 101V100H200ZM215 101V100H214ZM46 102V101H45ZM140 102V101H139ZM158 102H159V104H158ZM252 102V101H251ZM254 102V101H253ZM141 103L142 102H140V105H141ZM144 104H143V107H145V105H146V103L147 102H143ZM153 103V102H152ZM174 103V102H173ZM172 103V104H173ZM180 103H182V102H180ZM196 103V102H195ZM198 103V102H197ZM200 103V102H199ZM203 103V102H202ZM14 104H16L15 106H14ZM193 104V103H192ZM216 104V103H215ZM254 104V103H253ZM179 104H176L175 105V108L173 109V111H175V110H177V112L179 113V114H181L182 115V113H183V110H184V105H180V106H178ZM12 106H14V108H11ZM19 108H18V107ZM150 107H151V105H149ZM156 106V105H155ZM193 106V105H192ZM194 106H195V104H194ZM193 106V107H194ZM199 106V105H198ZM256 106V109H251L250 111H252V112H254L255 114H257L258 115V112H261V110L259 111V109H260V105L259 104H256L255 105ZM17 107V108H16ZM162 107V106H161ZM173 107H174V105H173ZM152 108V107H151ZM154 108V107H153ZM157 108H159V107H157ZM166 108L167 107H165V108H162L161 109V111L163 112V114H164V111H168V110H166ZM17 110L16 112H14L15 110ZM155 109V108H154ZM160 109V108H159ZM198 109H199V107H198ZM13 110V111H12ZM20 110V111H19ZM262 110H264V108L262 109ZM160 111V112H161ZM219 111V110H218ZM139 115L142 117V121H146L147 119H148V116H147V113L145 114L144 113V110L143 109H139ZM176 112V111H175ZM203 112H208L206 109L203 111ZM263 112V111H262ZM127 113H128V116H127ZM51 114H53L52 112H51ZM151 114V113H150ZM261 114H263V113H261ZM131 115V114H130ZM190 117H187V118H183V117H176V121H177V123L179 122V123H181L182 122V128H181V130L179 131L178 129V127H177V125H175V126H173V129H172V127L170 128L171 130H178V132H176L177 133V135L179 134V136H177L178 138H177V142H176V144H175V146L177 147L178 146V148H180V149H182L184 152H189L188 150H189V145L191 144V140H193V139H191V137H189V136H191V134H194L195 136H196V138H195V140H203L202 142H200V145L201 146H203L202 147V149L204 150V151H207V155H208V151H210V152H213V150L215 149V147H214V145H213V143H209L208 141H205L204 140V133H208V132H210V133H212V129H209L210 127H207L209 130H207L206 129V126H204V123L205 122H207V120L206 121H204V122H202L204 119H206L205 117H208L209 119H211L212 120V117H210V116H213L214 115V113L212 112H208V114L206 115H204L203 116V114H202V111L201 110H197V108L195 109V110H193V112L192 113H190ZM236 115H238V114H236ZM235 114H234V116H236ZM246 115H248V114H246ZM246 115H244V117H243V119L244 120H242V122L241 123H239L238 124V126L237 127H232V130H233V132H232V134H233V140H235V142H232L233 143V145H234V143H235V146H237V144H238V147H239V145H241V141H243V140H248V139H252V132H254V131H256L258 128H259V126H258V128L256 127V126H254V125H252L251 124V122H252V120H250V123H248V121L245 119V117H246ZM162 117H163V115H161ZM176 116V115H175ZM215 116V115H214ZM223 116V115H222ZM250 116H251V118L253 119V117H252V114H250ZM250 116H247L246 118H249ZM263 116V115H262ZM22 117V118H21ZM140 117V118H141ZM151 117V118H150ZM149 117V119H150V122H149V124L152 122V120H153V118L152 117H154V115L153 116H150ZM174 117V116H173ZM218 117V116H217ZM237 117V116H236ZM256 117V116H255ZM23 118L25 119V120H27L30 124H32L33 125V131H34V134H35V139L37 138V140L38 139H41V140H43V141H47V144H45L48 148H46V154H48V156H49V158H50V162H52L55 166H53L52 168L53 169H49L48 167H44V168H42V169H40L38 172H37V163L38 162H40V163H43V164H41V165H43V166H45V164H44V155L42 154V153H40V154H37V155H33V154H35V153H32L31 151H30V153H28V151H26V145H24V144H26V139H28V135H30V136H32V133L30 132L29 134H27L28 132H26L25 131V128H23L21 125L24 123H20L22 120H23ZM52 118V117H51ZM56 118V117H55ZM139 118V119H140ZM161 117H159V119H160ZM167 120H169L170 119V116L169 115H167ZM54 119V118H53ZM159 119H156L155 120V124H157V122H159L160 120ZM184 119V120H183ZM240 119V118H239ZM140 120V121H141ZM210 120V121H211ZM258 120V119H257ZM264 119H262L261 121H263ZM175 121V120H174ZM238 121V120H237ZM255 121H256V119H255ZM260 121V122H261ZM162 122V121H161ZM212 122H213V120H212ZM222 123V122H221ZM220 123V124H221ZM234 123H235V121H234ZM21 124V125H20ZM65 124H67L66 122H65ZM161 124V123H160ZM25 125V124H24ZM58 125H60V124H58ZM152 125H154L153 124V122H152ZM174 125V124H173ZM179 125V124H178ZM206 125H207V123H206ZM208 125H211V124H208ZM234 125V124H233ZM27 126H28V124H27ZM139 126V125H138ZM161 125H155L154 127H153V132L152 133H150L149 132V137H150V139H152V141H155L156 143L158 142V141H160L161 139L160 138H162L159 134H161V131H160V129H161V127H160ZM203 126V127H202ZM22 127V128H21ZM165 127H166V125H165ZM215 127H216V125H215ZM214 127V128H215ZM261 127V126H260ZM263 127V126H262ZM9 128H16V130L18 131L17 133H15L14 135H13V140H14V142L17 144V146L16 147H13V149L11 150V148H12V146H13V142H12V140H11V138H9V135L10 134H8V129ZM26 128H28L27 130H29L30 129V127H26ZM65 128V129H64ZM143 128V127H142ZM19 129V130H18ZM140 129V128H139ZM163 129V128H162ZM161 129V130H162ZM5 130V131H4ZM20 130H22V131H20ZM164 130V129H163ZM166 130H168V129H166ZM194 130V131H193ZM207 130V131H206ZM225 130V129H224ZM261 130V129H260ZM259 129H258V132H257V134L259 135V131H260ZM169 131V130H168ZM167 131V132H168ZM10 132V131H9ZM145 132V131H144ZM164 132H166V131H164ZM229 132V131H228ZM74 133H76V135H75V137H74ZM219 132H218V130L217 129H215V131H214V137L216 138V141L214 142V144H221L222 145V141H223V139L221 138V137H218V136H220L219 134H218ZM148 134V133H147ZM251 134V135H250ZM162 135V134H161ZM176 135V134H175ZM188 136V141H187V143L185 142L186 141V139H182V137H184V136ZM148 135H145V136H141L140 137V140H142L141 138H143L144 137V139H146V137H147ZM160 136V137H159ZM222 136V135H221ZM171 138V137H170ZM223 138H225V137H223ZM109 139H114V140H109ZM163 139V138H162ZM124 140V139H123ZM164 140V139H163ZM172 138H171V142H172ZM231 140V139H230ZM236 140L238 141V143H236ZM173 141H175V139L173 140ZM120 142H122V141H120ZM125 142V141H124ZM117 143V142H116ZM137 143V139H135L134 140V145ZM148 143H150V142H148ZM152 143V142H151ZM159 143H163V142H159ZM247 143H249V142H247ZM113 144V143H112ZM120 144V143H119ZM118 144V145H119ZM139 144V143H138ZM136 145V147H138L139 145ZM167 144V147L168 146H170V144L171 143H169V141L166 143ZM261 144V143H260ZM44 145V146H45ZM111 145V144H110ZM121 145V147H122V144H120ZM147 145V144H146ZM155 145V144H154ZM157 145H158V143H157ZM157 145H155V146H157ZM162 145H164V143L162 144ZM200 145H199V147H200ZM248 145V144H247ZM247 145L246 146H244L243 148L244 149H249V148H245V147H247ZM252 145V144H251ZM142 146H143V144H142ZM151 146V145H150ZM234 146V147H235ZM20 148V149H22V151L24 152V154L26 155V160H25V162H28V159L30 158V160H33V165L31 166V168H32V170H33V172L34 173H37L39 176H37V179H35V182H33L32 181V177H30V175L28 174V172H27V169L25 168V167H22V165H23V163L22 162H24L23 161V156H22V153H20V151H19V149L18 150H15L16 148ZM64 147V150L63 151H60L59 149H62ZM115 147H117L116 145H115ZM141 147V146H140ZM165 147H166V145H165ZM164 146H157L156 147V150H155V152L156 153H159L160 152V150L161 149H163V148H165ZM170 147H172V144H171V146ZM196 147H198V146H196ZM214 147V148H213ZM233 147V148H234ZM238 147H236V148H238ZM119 149H120V147H118ZM252 148V147H251ZM75 149V148H74ZM118 149V150H119ZM155 149V148H154ZM202 149H200L201 151H202ZM231 149V148H230ZM229 149V150H230ZM35 149L33 148V151H34ZM95 150L99 153V154H97L96 152H95ZM115 150V149H114ZM128 150V149H127ZM134 150H136V149H134ZM237 150V149H236ZM235 150V151H236ZM241 150V154L243 155V156H245V154L244 153H246V154H251V152H250V150L249 151H242V149H240ZM14 151V152H13ZM36 151V150H35ZM123 151V150H122ZM137 151V150H136ZM195 151H196V149H195ZM194 151V152H195ZM198 151V150H197ZM201 151H199V153L201 152ZM234 151V150H233ZM258 151V150H257ZM261 151V150H260ZM124 152V151H123ZM139 152V151H138ZM143 152V151H142ZM145 152V151H144ZM146 152H149L148 151V148H147V151ZM231 152V151H230ZM244 152V153H243ZM129 153V152H128ZM149 153H151V152H149ZM154 153V152H153ZM152 153V154H153ZM190 153V152H189ZM214 153V152H213ZM262 153H264V151H262ZM29 154V155H28ZM121 154V153H120ZM126 154V153H125ZM140 154H142L143 155V153H140ZM145 155H146V153H144ZM148 154V153H147ZM159 154H162V152L161 153H159ZM196 154V153H195ZM233 154H235L234 152H233ZM239 154V153H238ZM191 155V154H190ZM196 155H198V153L196 154ZM205 155V154H204ZM224 155V154H223ZM222 155V156H223ZM229 155V154H228ZM259 155H261V154H259ZM263 156H264V154H262ZM28 156H29V158H28ZM78 156V155H77ZM90 156V157H89ZM120 156V155H119ZM150 156V155H149ZM154 156H156V155H154ZM161 156V155H160ZM188 156H189V154H188ZM188 156H183V160L181 161V162H179V167H181V166H185V163H186V161H187V158H188ZM192 156V155H191ZM214 155H212V157H213ZM226 157H228L227 155H225ZM225 156H223V157H225ZM247 156V155H246ZM21 157V158H20ZM87 157V156H86ZM148 157V156H147ZM194 157V156H193ZM209 157H211L210 155H209ZM215 157V156H214ZM58 159V160H55V159ZM113 158V157H112ZM128 158V157H127ZM202 158H204V157H202ZM249 158V157H248ZM247 158V159H248ZM252 157L250 156V158L249 159H251ZM116 159V158H115ZM118 159V158H117ZM146 159V158H145ZM201 159V158H200ZM220 159H222V158H220ZM219 159V160H220ZM243 159V158H242ZM82 160V159H81ZM91 160V159H90ZM143 160V159H142ZM149 160V158H147V161ZM191 160V161H190ZM215 160V159H214ZM239 160V159H238ZM256 160V159H255ZM261 160V159H260ZM262 160H263V158H262ZM77 161V160H76ZM83 161H85L84 160V158H83ZM147 161L145 162V160H144V162L145 163H147ZM150 161H151V159H150ZM176 161H178V159L176 158ZM185 161V162H184ZM188 161L189 162H191V164H190V166L191 167H189V169H188V167H187V169L190 171L191 169H192V167L195 165V163H198V160H197V162H193V161H196V158L194 157L193 158V160L190 158H188ZM204 160H202L201 162H203ZM209 161V160H208ZM258 161V160H257ZM24 162V163H25ZM89 162V161H88ZM157 162H159V161H157ZM189 162H187V164L189 163ZM240 162V161H239ZM149 163V162H148ZM192 163H194V165L192 166ZM85 164V163H84ZM91 164H90V162H89V166H91ZM176 164V162L175 161H173V163L171 162L167 167H166V170L168 171V174H167V176L168 177H171V178H176L178 175H179V172H180V170H179V172H178V165H175ZM187 164H186V166H187ZM245 165L246 164V162H244V163H242V165ZM258 164H261V163H258ZM149 165H152V163L151 164H149ZM154 165V164H153ZM243 165V166H244ZM246 165H248V161H247V164ZM70 166V165H69ZM141 166V165H140ZM186 166H185V168H186ZM227 166V165H226ZM243 166H240V165H237V168H232L233 170L231 171V173L229 174L228 172L229 171H226L227 172V174L226 175H224V174H222L223 175V178H224V184L223 185H215L216 184V182H215V184H212V187H213V189H214V191L216 190H218V189H220L219 191L221 192V190L223 191V188L224 189H226V191H228L229 190V188H233V182L234 181H232V178H233V173L234 172H236V170H237V172H239V175L238 176H240V175H243L244 174V172H245V174H244V176H246V174H247V180L248 181H252V183L254 182L253 181V176H251L252 175V172L254 173V175H255V173H259L258 171L261 169V168H255V170H253L252 172H251V169H246V168H244ZM56 167H58V169L56 168ZM65 167H67V168H69L68 167V165H66ZM145 167V166H144ZM143 167V168H144ZM183 167H181V169L183 170L184 168ZM229 167V166H228ZM243 168V169H241V168ZM249 167H251V166H249ZM254 167V166H253ZM262 167H264V166H262ZM139 168V167H138ZM137 168V169H138ZM191 168V169H190ZM93 169V168H92ZM149 169V168H148ZM194 169V168H193ZM209 169H210V167H209ZM121 170H123V169H121ZM150 170H154V168H151V169H149L148 171H150ZM65 171H68V172H66L67 173V175H65ZM125 171V170H124ZM128 171V170H127ZM145 171V170H144ZM189 171H187V173H185L186 172V170L184 171L183 170V174H187L186 176H188V173H189ZM206 171H208V169L206 170ZM212 171V170H211ZM211 171H208V172H204L205 174H206V178H208V176L210 175V174H212L211 173ZM240 171H241V173H240ZM263 171V170H262ZM79 172V171H78ZM96 173L97 175H98V173H100V172H97V170L96 169H94L93 171L91 170V171H88L87 173ZM129 172V171H128ZM153 173L155 172H157V170H155V171H152ZM159 172V171H158ZM157 172V173H158ZM190 172H192V171H190ZM212 172H214V171H212ZM221 172H222V170H219V171H217V175L220 173L221 174ZM70 173V172H69ZM81 173H82V171H81ZM80 173V174H81ZM155 173H154V175H155ZM224 173V172H223ZM36 174V175H37ZM139 174H140V172H139ZM149 174V173H148ZM159 174H161V173H158L157 175H159ZM190 175H189V177H187V179L188 178H190V177H192L193 178V180L194 181H197L198 180V175L196 174V172H194V173H189ZM144 175V174H143ZM153 175V176H154ZM236 175V176H237ZM108 176V175H107ZM106 176V177H107ZM118 176V175H117ZM139 175H137V177H138ZM180 176V175H179ZM235 176V179L237 178ZM53 177V176H52ZM105 177V178H106ZM131 177V176H130ZM136 177V176H135ZM149 178H151V179H153L152 177H150V176H148ZM181 177V176H180ZM184 177V176H183ZM241 177V176H240ZM82 178H83V176H82ZM107 178H109V177H107ZM178 179L177 180H179L180 178L179 177H177ZM185 178V177H184ZM98 179H100L99 181H98V183L97 184H90V185H84L83 187L84 188H86L87 190V192H86V196H90V195H92L93 196V199L91 198H89V199H87V198H85L84 197V210L87 212V214H85V217H82L81 218V221H80V225H82L83 227H84V229H86V228H90V227H92L95 223L94 222H96L95 220H96V218H99V217H97V216H99L100 214H101V212H100V210H101V206H96V204H101V203H103V202H113L114 203V200H113V198H111V196H112V194H109V195H106V194H108V192L109 191H107V192H105L104 193V196L102 197V195H103V193L102 194H100V192H101V190L98 192V189H96L95 190V188H98V187H100V186H98L100 183H102V182H100L101 181V177H99ZM110 179V178H109ZM148 179V178H147ZM151 179H149V180H151ZM187 179H182L181 178V180L184 182V180H187ZM217 179V178H216ZM105 180V179H104ZM107 180V179H106ZM138 180V179H137ZM140 180V179H139ZM180 180V181H181ZM20 181H26V183H27V185L28 186H25L26 184H22ZM111 181V180H110ZM109 181V182H110ZM125 181H126V179H125ZM132 181V180H131ZM143 181V180H142ZM154 181V180H153ZM180 181H178L179 182V184H177L179 187H180V185H182L183 184V182L181 183ZM217 181V180H216ZM258 181V180H257ZM66 182V181H65ZM105 182H107V181H105ZM128 182V181H127ZM126 182V183H127ZM151 182H152V180H151ZM155 182L157 183V181L155 180ZM187 181H185V183H186ZM61 182H59V184H60ZM64 182H62V184H63ZM108 183V182H107ZM121 183H123L124 184V182H121ZM125 183V184H126ZM141 183V182H140ZM181 183V184H180ZM188 183V182H187ZM214 183V182H213ZM259 183H261V184H263V185H260V186H263L264 187V172H263V174H262V178L259 180ZM160 184V183H159ZM195 184H196V182H195ZM208 184H210L209 182H208ZM112 185V184H111ZM111 185H109V187L107 188V190H110V187H111ZM116 185V184H115ZM114 185V186H115ZM143 186H145L144 184H142ZM157 185V184H156ZM161 185V184H160ZM176 185V186H177ZM106 187L108 186L107 184L105 185ZM105 186L103 185V187L105 188ZM114 186H112V187H114ZM123 186V185H122ZM142 186V187H143ZM150 186H154V184L153 185H150ZM150 186H149V188H150ZM177 186V187H178ZM198 186V185H197ZM53 187V186H52ZM116 187H117V185H116ZM120 187V186H119ZM125 187V186H124ZM124 187H122V188H124ZM130 187V186H129ZM158 187V186H157ZM163 187V186H162ZM176 187V188H177ZM178 187V188H179ZM183 187V186H182ZM194 187H195V185H194ZM192 185H191V189H190V187L188 188V189H190V190H192L193 188H194ZM84 188H82V189H84ZM115 188V187H114ZM122 188H119V190L121 191L122 190ZM126 188H127V185H126ZM144 188V187H143ZM154 188H155V186H154ZM161 188V187H160ZM159 188V189H160ZM175 188V186L173 187V190H175L176 189ZM178 188H177V190H178ZM236 188V187H235ZM256 188H257V190H258V185H255L254 184V188L253 189H251V188H248V190H249V192L250 193H253V190H256ZM152 189V188H151ZM158 189V190H159ZM180 189V188H179ZM196 189V188H195ZM195 189L194 190H192V191H195ZM213 189H211V197L213 198L215 195H216V193L213 191ZM228 189V190H227ZM40 190V191H41ZM183 190V189H182ZM190 190H188L189 192H191ZM106 191V190H105ZM149 191V190H148ZM153 191V190H152ZM187 191V190H186ZM225 191V192H226ZM247 191V190H246ZM245 191V192H246ZM104 192V191H103ZM171 192H172V190H171ZM189 192H185L186 194H184V196L182 197V198H180L179 199V202H180V204L181 205H183L182 207H181V205L180 206H178V207H181L182 209H181V211L184 213V214H187V215H189V218H196V216L198 217V215H196V204L194 203V199H192V197H191V195H190V193ZM198 192V191H197ZM220 192H218V193H220ZM224 192V191H223ZM222 192V193H223ZM146 193V192H145ZM167 193V192H166ZM169 193V195L171 194L170 192H168ZM167 193V194H168ZM173 193V192H172ZM191 193H193V192H191ZM96 194V195H95ZM126 194H128V193H126ZM155 194V193H154ZM227 194V193H226ZM95 195V196H94ZM142 195H144V194H142ZM234 195V194H233ZM45 196H42V198H45V199H47L46 201L44 200V202L42 203L43 204V206L44 207H46V206H48V205H50L51 203H52V201H50L49 199H48V197H45ZM68 196V195H67ZM124 195H121V198L123 197ZM141 196V195H140ZM150 196V195H149ZM194 196V195H193ZM201 196V195H200ZM34 197V196H33ZM77 197V196H76ZM75 197V198H76ZM131 197H132V195H131ZM155 197V196H154ZM225 197V196H224ZM240 197H241V195H240ZM65 198H66V195H65ZM72 197L70 196V197H67L66 199H68V201H67V203L69 202V204L70 203H72L74 200H75V198H72ZM120 198V197H119ZM124 198V197H123ZM122 198V200H126V199H123ZM130 198V197H129ZM128 198V199H129ZM145 198H147V197H145ZM168 198H169V196H168ZM228 197H226V199H227ZM54 199H57V198H54ZM96 199H98V200H96ZM162 198H160V200H161ZM207 200V198H204V200ZM225 199V198H224ZM226 199H225V201H226ZM229 199V198H228ZM241 199V198H240ZM1 200V199H0ZM153 200V202H152V208H153V210H151V214H153L155 217H157L159 220H161V222L163 221V216L164 215H162L163 213L161 212V215H157V214H160V205H155V199H152ZM162 200H164V199H162ZM202 199H200V201H201ZM213 200V199H212ZM217 200V199H216ZM242 200H243V196H242ZM72 201V202H71ZM120 201V200H119ZM222 201V200H221ZM51 202V203H50ZM128 202V201H127ZM141 202V201H140ZM143 202V201H142ZM141 202V203H142ZM223 202V201H222ZM222 202H220L221 203V205H219L218 203L216 204L217 205V207L215 208V209H212L211 211H206V209L202 206V205H200L201 207V209H202V215H201V218H202V216H203V218L204 217H209L210 216V214H212V215H216V213L223 207L222 205ZM120 203V202H119ZM125 203V202H124ZM123 203V204H124ZM158 203H160L159 201H158ZM200 203V202H199ZM201 203H202V201H201ZM200 203V204H201ZM214 203V202H213ZM6 204H8V206L6 205ZM11 204H10V206H11ZM16 204V203H15ZM116 206H118L117 207V209L119 208V205H118V202H116V203H114ZM121 204H122V202H121ZM131 204V203H130ZM130 204H128L127 205V207L130 205ZM140 204V203H139ZM148 204H151V202H150V200L147 202V204H145V205H148ZM227 204V203H226ZM6 205V206H5ZM91 205V206H90ZM144 205V204H143ZM143 205H140L139 207H141V206H143ZM162 205V204H161ZM199 205V204H198ZM74 206V205H73ZM123 206V205H122ZM125 206V205H124ZM160 206V207H159ZM225 206V205H224ZM237 206V205H236ZM14 207H16V209L18 208L19 210H21V211H17L18 212V214L16 213L15 214V211L13 210L14 209ZM72 207V206H71ZM97 207H100V209L98 208V212H97ZM206 207V206H205ZM229 207V206H228ZM47 208V207H46ZM68 208H70V207H68ZM130 208V207H129ZM146 206H143L142 208H141V216H140V220H139V222H138V224H137V228H138V230L140 231V233L141 234H147V233H149V236H148V238H150L151 237V232H150V230H152L153 228L151 227L152 225H151V221L149 220V219H147L144 215L147 213V211H146ZM230 208V207H229ZM71 209V208H70ZM76 209V208H75ZM126 209V208H125ZM232 209H233V207H232ZM236 209V208H235ZM46 210V209H45ZM120 210L123 212V209H121V207H120ZM200 210V209H199ZM225 210V209H224ZM231 210V209H230ZM229 210V211H230ZM246 210V209H245ZM25 211H27L26 213H25ZM78 210H76V212H77ZM83 211V210H82ZM125 211V210H124ZM217 211V212H216ZM228 211V212H229ZM261 211V210H260ZM42 212H44V211H42ZM41 212V213H42ZM68 213H69V211H67ZM100 212V213H99ZM121 212V213H122ZM251 212H253V211H251ZM262 212H263V210H262ZM67 213V214H68ZM109 213V212H108ZM230 213V212H229ZM58 214V213H57ZM74 214V213H73ZM79 214V213H78ZM95 214H98V215H95ZM118 214V213H117ZM123 214H124V212H123ZM132 214V213H131ZM182 214V213H181ZM234 214V213H233ZM59 215V214H58ZM108 215V214H107ZM211 215V216H212ZM215 215H214V217H215ZM257 215H258V213H257ZM43 216L44 215H42V217L41 216H39V217H41V218H43ZM79 216V215H78ZM210 216V217H211ZM234 216V215H233ZM55 217V216H54ZM58 217V216H57ZM60 217V216H59ZM66 217V216H65ZM102 217V216H101ZM105 217H107V216H104V218ZM125 217H127V216H125ZM125 217H122V218H124V220H125ZM200 217V216H199ZM251 217V216H250ZM35 218V217H34ZM56 218V217H55ZM104 218H102V219H104ZM114 218V217H113ZM18 219H20V218H18ZM23 219V218H22ZM67 219V218H66ZM137 219V218H136ZM9 220V221H8ZM27 220V219H26ZM24 221V222H28V220L27 221ZM33 220V219H32ZM41 219H39V221H40ZM44 220H46V219H44ZM54 220V219H53ZM70 220V219H69ZM119 220L122 222V220L121 219H117V217H116V219H114V221L113 222H115V223H117V224H119V223H121V222H119ZM195 220V219H194ZM198 220V219H197ZM37 221V220H36ZM36 221H34V224H35V222ZM57 221H58V219H57ZM63 221V220H62ZM106 221V220H105ZM5 222V223H6ZM21 222H23V221H21ZM23 222V223H24ZM38 222V221H37ZM46 222V221H45ZM64 222V221H63ZM103 222V221H102ZM124 222V221H123ZM126 222V221H125ZM131 222V221H130ZM196 222V221H195ZM198 222V221H197ZM31 223H33L32 221H31ZM49 223H51V222H49ZM55 223V222H54ZM82 223V224H81ZM93 223V224H92ZM167 223V222H166ZM166 223H165V225H166ZM194 223V222H193ZM48 224V223H47ZM73 224V223H72ZM195 224V223H194ZM197 224V223H196ZM2 225H4V227H2ZM45 225H46V223H45ZM53 225V224H52ZM52 225H50V226H52ZM121 225V224H120ZM127 225V224H126ZM240 225V224H239ZM242 225V224H241ZM253 225H255V223L253 224ZM29 226V225H28ZM48 226V225H47ZM229 226V224L228 225H226V227H228ZM245 226V225H244ZM243 226V227H244ZM250 226V225H249ZM257 226V225H256ZM255 226V227H256ZM19 227V228H18ZM55 227V226H54ZM59 227V226H58ZM71 226L68 224V229L70 228ZM77 227V226H76ZM94 227V226H93ZM115 227H116V225H115ZM123 227H124V225H123ZM9 228V227H8ZM28 228V227H27ZM44 228V227H43ZM130 228V227H129ZM201 228V227H200ZM239 228H240V226H239ZM10 229V228H9ZM48 229H50V228H48ZM59 229H60V227H59ZM58 229V230H59ZM67 229V228H66ZM76 229V228H75ZM121 229H123L122 227H121ZM126 229V228H125ZM27 230H29V229H27ZM33 230V229H32ZM61 230V229H60ZM60 230L58 231V232H60ZM71 230V231H70ZM70 230L68 231L69 232V234L68 235H66V237L67 238H69V239H71V238H73V237H77L76 235H74V234H72L73 233V231L72 230H74V227H73V229L72 228H70ZM88 230V229H87ZM103 230V229H102ZM124 230V229H123ZM130 230V229H129ZM154 230V229H153ZM240 230V229H239ZM239 230H238V232H239ZM245 230V229H244ZM74 231H76V230H74ZM86 231V230H85ZM84 231V235H83V240H85L86 239V241H87V239L91 236V240H93V238H92V236H94L93 234H89V233H87V231L85 232ZM246 231H247V229H246ZM245 231V232H246ZM19 232V233H18ZM16 234L18 235V234H20V231H18ZM64 232V231H63ZM237 232V233H238ZM8 234L6 235V231H5V234L4 235H6V239H9L10 237L12 238V236H10L11 234H9V232H7ZM22 233V232H21ZM24 233V232H23ZM26 233V232H25ZM41 233V232H40ZM61 233V232H60ZM71 233V234H70ZM91 233V232H90ZM99 233V232H98ZM115 233V232H114ZM113 231L110 229L109 230V234H107V235H110V236H112V237H110V244H111V247H113V246H117V245H119V240L117 241L115 238L113 239ZM31 235H33L32 234V232L30 233ZM30 234H29V236H30ZM56 234V233H55ZM117 234V233H116ZM128 234V233H127ZM207 234V233H206ZM206 234H205V236H206ZM3 235V234H2ZM10 236V237H8L7 238V236ZM96 236H97V238L100 240V239H103V240H105V239H108L109 237H107V236H105V235H103V232L101 233H99V234H95ZM197 235H199V234H197ZM204 235V234H203ZM208 235V234H207ZM20 236V235H19ZM26 236V235H25ZM27 236H28V233H27ZM46 236V235H45ZM209 236V235H208ZM239 236V235H238ZM261 236H263V235H261ZM2 237V236H1ZM4 237V236H3ZM31 238H34L35 237V235H34V237H32V236H30ZM29 237V238H30ZM44 237V236H43ZM54 237H56V236H54ZM114 237H116V236H114ZM196 237V236H195ZM209 237H211V236H209ZM215 237V236H214ZM218 237V236H217ZM217 237H215L214 238V240L216 239V241L218 240L217 239ZM10 238V239H11ZM14 238H16V237H14ZM26 238H28V237H26ZM36 238V237H35ZM34 238V239H35ZM199 238H202V237H199ZM204 238V237H203ZM205 238H207L208 239V237L206 236ZM204 238V239H205ZM219 238H220V236H219ZM5 239V238H4ZM42 239V238H41ZM44 239H45V237H44ZM68 239V240H69ZM254 239V238H253ZM17 240H19V239H17ZM27 240V239H26ZM29 240V239H28ZM27 240V241H28ZM72 240V239H71ZM78 240V239H77ZM89 240V239H88ZM132 240V239H131ZM196 240H197V238H196ZM6 241H9V240H6ZM11 241H14V240H11ZM19 241H21V240H19ZM74 241V240H73ZM80 241V240H79ZM222 241V240H221ZM252 241V240H251ZM0 242H1V240H0ZM2 242H3V244H4V241L2 240ZM29 242V241H28ZM77 241L75 240V243H76ZM104 242V241H103ZM247 242H249V241H247ZM264 242V241H263ZM7 243V242H6ZM5 243V244H6ZM68 243V242H67ZM80 243V242H79ZM133 243H134V241H133ZM216 243V242H215ZM215 243H211L212 245H213V249H215ZM250 243V242H249ZM253 243V242H252ZM258 243V242H257ZM2 244V243H1ZM4 244V245H5ZM26 244H28V243H25V245ZM77 244V243H76ZM127 243H126V241H125V245H126ZM251 244V243H250ZM261 246L263 245L261 242L259 243ZM12 245H14L13 243H12ZM95 245V244H94ZM103 245V244H102ZM197 245V244H196ZM212 245H211V247L210 248H212ZM247 245H249V244H247ZM252 245V244H251ZM255 244L253 243V246H254ZM2 246V245H1ZM15 246V245H14ZM84 246V245H83ZM99 246V245H98ZM143 246V245H142ZM256 246H257V244H256ZM255 246V247H256ZM57 247V246H56ZM59 247V246H58ZM57 247V248H58ZM78 247V246H77ZM88 247H91V245L89 246L88 245ZM93 247V246H92ZM101 247V246H100ZM110 247V246H109ZM119 247V246H118ZM196 247V246H195ZM228 247V246H227ZM247 247V246H246ZM252 247V246H251ZM250 247V248H251ZM14 248V247H13ZM16 248V247H15ZM19 248V246L17 247V249ZM21 248V247H20ZM19 248V249H20ZM98 248V247H97ZM96 248V249H97ZM257 248V247H256ZM259 248V252H257V254H261L262 256H261V259L263 258L264 259V250H261L262 248H260V247H258ZM22 249H24V248H22ZM33 249H34V247H33ZM32 249V253L34 254V252L37 254V250H33ZM91 249V248H90ZM89 249V250H90ZM94 249V248H93ZM117 250H119V248H116ZM120 249H124V248H120ZM132 249H133V247H132ZM196 250H197V248H195ZM194 249V250H195ZM204 249V248H203ZM207 249V248H206ZM212 249V250H213ZM242 249H243V247H242ZM246 249V248H245ZM264 249V248H263ZM14 250V249H13ZM21 250V249H20ZM26 250V249H25ZM59 250V249H58ZM57 250V251H58ZM115 250V249H114ZM199 250V249H198ZM208 250H211V249H208ZM256 250V249H255ZM258 250V249H257ZM15 251V250H14ZM24 251V250H23ZM29 251V250H28ZM27 250H26V252H28ZM37 251V252H36ZM91 251V250H90ZM121 251H124V250H121ZM121 251H119V252H121ZM201 251V250H200ZM236 251V250H235ZM239 251V250H238ZM244 251V250H243ZM247 251V250H246ZM252 251H254V250H252ZM40 252H42V251H40ZM39 252V253H40ZM54 252H55V250H54ZM89 252V251H88ZM92 252L93 253H95L93 250H92ZM104 252H105V250H104ZM112 252H114V251H112ZM128 252V251H127ZM126 252V253H127ZM206 253H207V255H205V253H204V256H206V257H208V258H212V256L213 257H215V259H216V256H218V254H216L215 255V251L213 250V251H205ZM232 252V251H231ZM250 252V251H249ZM56 253V252H55ZM87 253V252H86ZM92 253V254H93ZM195 253H198V252H196L195 251ZM226 253V252H225ZM229 253V252H228ZM239 253V252H238ZM2 254H3V252H2ZM2 254H0V255H2ZM26 254V253H25ZM29 254V253H28ZM137 255V251L136 252H134V253H127V255L126 256H123L122 258H121V260H122V262H120V263H122V264H126L127 262H129V261H132L133 259L135 260L136 259V255ZM241 254H243L244 255V253H241ZM5 255H6V253H5ZM5 255H3V256H5ZM10 254H8V256L7 257H5L6 258V260H9V259H11L12 257H10L9 256ZM39 255V254H38ZM105 255V254H104ZM119 255V254H118ZM196 255V254H195ZM222 255V254H221ZM230 255V257H229V259H230V261H229V263L228 264H234V262H233V259H239L238 258V256H236L235 255V253L234 254H229ZM247 255V254H246ZM28 256V255H27ZM30 256V255H29ZM35 256V255H34ZM33 256V257H34ZM58 256H60L59 255V253H58ZM105 256H107V255H105ZM200 256H201V254H200ZM227 256H228V254H227ZM249 256V255H248ZM32 257V256H31ZM32 257V258H33ZM88 257H90V256H88ZM102 257L104 258V256L102 255ZM120 257V256H119ZM220 257V256H219ZM218 257V258H219ZM222 257V256H221ZM35 258V257H34ZM38 258V257H37ZM46 258V257H45ZM91 258V257H90ZM89 258V259H90ZM116 258V257H115ZM208 258H207V261H206V263H204V264H210L211 262L210 261H208ZM1 259H4V258H1ZM14 259V258H13ZM17 259V258H16ZM19 259V258H18ZM21 259V258H20ZM39 259V258H38ZM59 259V258H58ZM72 259V258H71ZM86 259H87V256H86ZM92 259V258H91ZM112 259H114V258H112ZM205 259V258H204ZM220 259V258H219ZM259 259V258H258ZM23 260H24V258H23ZM22 260V261H23ZM37 260V259H36ZM93 260H94V258H93ZM110 260V259H109ZM212 260V259H211ZM222 260V259H221ZM246 260H247V258H246ZM245 260V261H246ZM256 260V259H255ZM1 261V260H0ZM32 261H34V260H32ZM40 261V260H39ZM46 261V260H45ZM86 260H84V261H82L83 263L85 262ZM89 261V260H88ZM88 261H86V263L88 262ZM91 261V260H90ZM106 261V260H105ZM107 261H108V259H107ZM112 261V260H111ZM139 261L141 262V263H143V264H145L146 262L144 261V260H141L140 258H139ZM225 261V255H224V257H223V262ZM235 261V260H234ZM240 262H241V260H239ZM249 261H250V259H249ZM261 262H263V260H260ZM21 262V261H20ZM25 262V261H24ZM74 262H76V261H74ZM202 262H204L203 260H202ZM237 262V261H236ZM243 262V261H242ZM248 262V261H247ZM247 262H246V264H247ZM22 263V262H21ZM32 263V262H31ZM30 263V264H31ZM34 263H35V261H34ZM37 263V262H36ZM48 262H46L45 264H47ZM70 263V262H69ZM91 264H94L93 263V261L92 262H90ZM215 263V262H214ZM213 263V264H214ZM217 263H218V260H217ZM245 263V262H244ZM5 264H7V263H5ZM50 264V263H49ZM67 264V263H66ZM72 264V263H71ZM113 264H118V262L117 261H115L114 260V263ZM203 264V263H202ZM212 264V263H211ZM241 264V263H240ZM263 264V263H262Z\"/></svg>","mask_w":264,"mask_h":264}]
</instances>
